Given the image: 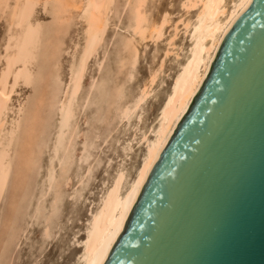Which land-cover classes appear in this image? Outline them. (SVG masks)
<instances>
[{
	"label": "bare ground",
	"instance_id": "obj_1",
	"mask_svg": "<svg viewBox=\"0 0 264 264\" xmlns=\"http://www.w3.org/2000/svg\"><path fill=\"white\" fill-rule=\"evenodd\" d=\"M151 1L125 0V5L123 6H125V9H130V11L128 10V13L131 12V15H128V20H130L129 28L128 30L125 29L128 31L127 33H130V37L123 39L124 41L122 40L123 44L121 43V48L123 50H121L124 53H122V58L119 60V68H116L119 69V72H121V74L125 72L126 81L131 83V81L134 79L135 70L139 62V45L146 41L158 44V42L164 39L165 31L169 28L170 31H168L169 36L166 40V49L164 50L163 56L156 65V67L150 68L147 79L140 86L138 91L130 97V99L126 100L125 97L127 96H125V94L128 93V89L126 90V86H124V84L122 85L120 82L122 79H124L122 78L125 76L124 73L122 77H120L122 78L121 80L118 76L119 85L117 87L116 85L118 83L116 82V80H114L115 82L113 81V83H115L113 84V86L115 85L113 87V89L115 88L114 91H110V93L108 92L110 95H112L111 97L107 96L108 98L106 97V100L108 99L107 101H110V98L111 105L114 108L112 110L110 109V115H108V118H106V120L112 119L113 121H117L118 125L124 123V133L131 132V135H128V139H125L124 143L122 142L123 145L122 149L120 150L121 155L119 156V161L116 167L114 168L112 175H110L107 181L104 182V192L99 197V199L96 200L98 201V203L96 204V208H94V210L91 212L89 220H87V222L85 223L83 238L76 242L78 243L81 249L79 255L75 259V264L105 263L114 245L121 236L125 224L128 218L130 217V214L148 180L149 175L151 174L156 163L158 162L164 148L170 141L177 127L179 126V124L187 114L190 106L194 102L197 93L199 92L202 84L204 83L209 73L214 57L225 35L227 34L231 26L235 23V21L247 9L252 0H183L180 4V9L183 13V16L177 22H174V20H172L169 11H166V13H164L160 18H153V11H150V13L148 10L149 7L152 6L151 5L148 7V3ZM115 2L116 0H0V24L2 23V21L6 20L8 25V27L6 26L7 33L3 42L4 47L2 46L3 52L1 51L2 53L0 54V61L2 62V68L0 69V199L1 196H3V190H5L4 187L6 186V181H9L7 180V178L10 175V170L13 161L15 157L19 155L20 150L17 151V137L19 136L18 133L22 126L23 116H25L24 111L26 110V101L22 99H16V101L18 100L17 104L12 106V97L14 96L17 87H19L20 85L27 86L34 81L33 68L35 67H33V65L37 60L39 54H41V47L43 46V43L45 41L44 39H46L45 31H50V39L48 40L47 44L49 47L48 53L55 59L56 56L59 57L57 55L59 53V50L62 51V49H60V37L66 33V31L68 30L67 28L73 21L79 20L83 24V44L80 50H78L79 44L75 45L76 54L71 64L70 75L68 78L67 85L65 86V89L62 86L64 90L62 88V90L59 88L60 90L57 91V93H59L58 97H55L56 101H54V99V103H52V107H54V109H58L60 113V119H58L60 121L56 131L55 140L53 142V152L55 154V157H58V155L60 154L63 155V157L61 156L62 158H59L61 165L60 169L64 172L65 175L69 173V168L73 160L70 153L74 145H77L74 144V142H76L74 140L77 136H75L74 130L76 126L73 127L75 123L71 124L76 111L75 101L82 89L86 68L90 59L99 50L103 38L104 40H106L104 36L106 33H108V28L111 27L110 23L112 19L111 17H113L112 15L114 14L113 10ZM118 6L120 7V5ZM169 6H173V4L170 3ZM38 8H41L43 10L42 12H45V14L48 11L51 13L53 20L51 29L47 30L44 27L43 22H41V19H39L40 15L38 17ZM150 10L152 9L150 8ZM173 10L174 9H172V11ZM115 12H117V7ZM113 20L116 19H114L113 17ZM128 20L127 23H129ZM172 22H174V24H172ZM117 29H119V27H117ZM182 33L184 38L180 44H177V40L178 38H180V35ZM125 37H127V35ZM65 40H63L62 44ZM106 43L104 41L103 44ZM64 45L65 44H63V46ZM146 46L144 47L147 48ZM65 47L66 46H64L63 48ZM103 48L105 49V47ZM157 54L158 51L156 50L154 53V60L157 58ZM171 57L177 63V70L175 74L172 72L174 74V77L170 89L165 97V100L163 101V104L161 105L158 111V115L155 118V121L153 120V123L148 128H143L142 122L147 112L146 106L148 104V101L153 96H155L158 90L160 89L163 83L161 82L162 76L165 75L166 72H169L168 69V71H166V62ZM59 59L57 61H59ZM57 61L55 60V62ZM58 63L59 62L54 64V66L59 65ZM103 69H101V71ZM117 69L115 72H118ZM52 70L50 72V77L54 79L56 75L52 74L54 75V77L51 76V73H53ZM54 73H56L55 70ZM111 79L112 78H110V80ZM54 82L56 84V81ZM99 82L101 81L99 80ZM122 82L125 81L122 80ZM127 82L125 84H128ZM164 86L166 85L164 84ZM103 93L104 92H101L102 95ZM17 97H19L18 94ZM44 101L45 95L43 96L40 94L35 104V110L33 111L31 118L28 119V123L24 131L25 144H23L25 146L23 145L24 152L23 150H21L23 154L21 155V159L19 161L21 162L20 164L22 166V169H26L27 167L29 168L31 161L33 160L31 158V155L33 152V147L35 146V144L37 145L36 141L38 140V138H36L37 136L35 137V135L37 134L36 130L39 129L37 128V126L39 123L41 110H43L42 106ZM108 103L109 102H107V104ZM82 104L83 103H81L80 105ZM103 104L106 105L105 102ZM107 109L105 111H107ZM106 120L105 122H107ZM112 120L109 121L110 124ZM133 120L135 121L132 122ZM100 124L102 125L101 121ZM105 126L103 127L105 128ZM54 128H56V126ZM118 129L120 130V128H117V134H119ZM101 133L103 132L101 131ZM112 133L113 130L111 131V133L107 134L105 140H103L104 138L101 136L103 138L102 141H104V143H107V140ZM87 135L89 134L87 133ZM80 141L82 140L80 139ZM99 141L101 142V139H99ZM91 142L93 143V140ZM111 142L113 141L111 140ZM96 143L97 141L95 142V144ZM106 145L103 147H106ZM87 146H84V149L81 153V158L78 159L81 160V162L83 163H90L89 161L93 155L90 154L89 150L87 151ZM54 158L52 159V161L54 160ZM94 164L95 163L89 164L86 170L84 169V173H81L78 176L77 186H82L85 188L86 183L94 173L95 167H97V165ZM111 164L112 159H109L107 161L106 166H110ZM50 165L51 167L49 169L47 177V182L49 185H51L52 182L55 180L56 174L54 163ZM25 169L23 170L26 171ZM80 169L82 170L83 167H81ZM101 170L103 172V169ZM45 184L46 183L44 182V185ZM45 220L47 221L48 219L46 218ZM48 233L49 232L46 229V234L48 235ZM76 238L77 237H75L74 239L76 240Z\"/></svg>",
	"mask_w": 264,
	"mask_h": 264
},
{
	"label": "water",
	"instance_id": "obj_2",
	"mask_svg": "<svg viewBox=\"0 0 264 264\" xmlns=\"http://www.w3.org/2000/svg\"><path fill=\"white\" fill-rule=\"evenodd\" d=\"M104 264H264V0L225 35Z\"/></svg>",
	"mask_w": 264,
	"mask_h": 264
},
{
	"label": "rangeland",
	"instance_id": "obj_3",
	"mask_svg": "<svg viewBox=\"0 0 264 264\" xmlns=\"http://www.w3.org/2000/svg\"><path fill=\"white\" fill-rule=\"evenodd\" d=\"M118 1L116 0V2H115V6H114V10H113L114 14L112 15L114 17V19H116V20H113V17H111L112 18L111 23H110L111 27L108 28L109 31H107L108 33H106L104 36L106 40H104V38H103L99 50L90 59L88 65H87V68H86L82 89L80 91L81 94L79 93V95L75 101V103H76L75 104V106H76L75 110L76 111H75L74 118L72 119L73 123L71 122V124L75 123V125L74 126L72 125V126L73 127L76 126V128H77V129L74 128L75 136L77 135L75 140H74V141H76V142H74V144H77V145H74V147L75 146L76 147L75 148L73 147V149L70 153L73 160L71 162L72 167L70 166L69 173L67 175H65L64 172L60 169L61 165H60V159L59 158H62L63 155L60 154V155H58V157L57 156L55 157V154L53 152V145H54L53 142L55 140L56 131H57L58 124L60 121V120H58V119H60L59 118L60 113H59L58 109H54V107H52V103H54V101H56L55 97H58L59 93H57V91L60 90L62 88V86L65 89V86L67 85L68 78L70 75L71 64H72L73 58L76 54L75 53V45L79 44L78 50H80L82 47V44H83V36H82L83 24L79 20L73 21L70 24V26L67 28L68 30L66 31V33L60 37V44H61L60 49H62V51L59 50V53L57 55L61 59V65H60L59 57L56 56L54 59L48 53L49 47L47 44H48V40L50 39V33H49L50 31H48V32L45 31V33H46L45 38L46 39H44L45 41L43 43V46L41 47V54H39L37 60L35 61L34 65H33V67H35V68H33V71L35 72V73L33 72L34 81L27 86L26 85H20L19 87H17L16 92L14 93V96L12 97V103H11L12 106L16 105L19 99H22V100L26 101V110L24 111L25 116H23L22 126H21L19 133H18L19 136L17 137V140H18L17 141V145H18L17 151L20 150L19 155H18L19 157L16 156L14 161H13V164H12L11 170H10V175L8 176L9 179L7 178V180H9V181H6V186L4 187L5 190H3V196H1V199H0V264H75V259L80 253L81 248L79 247L78 243H76V242L83 238L85 223L87 222V220H89V216L91 215V212L94 210V208H96V204L98 203V201H96V200H98L99 197L104 192V189H105L104 182L107 181V179L110 177V175H112L113 170L119 161V156L121 155L120 150L122 149V145H123L125 139H128L127 138L128 135L129 136L131 135V132L124 133V126H125L124 123H123L124 125L123 124L118 125L117 121H113L112 119L109 118L110 120H112L111 124H110V122H109L110 120H106V118H108V115H110V111L114 108L111 105V102H110L111 99L109 98L110 101H107L108 99L106 100V97L107 96L111 97L112 94L110 95L109 93H110V91L113 92L115 89V88L113 89V87L115 86V85L113 86V84H115V83H113V81L116 80V82L118 83L116 85V87H117L119 85V82H118L119 78L122 77L123 73L125 75V72H123L121 74V72H119V69H117V68H119L118 65H119V60L122 58V55H123L122 53H124L122 51L123 49L121 48V45L123 44V41H124L123 39L130 37V33H127L128 32L127 30L129 28V24H130V20H128L129 19L128 15L130 16L131 12L128 13V10L130 11V9H128V8L125 9V6H123V5H125V0H118ZM149 1H151V0H149ZM182 1L183 0H163V2H162V0H159V1L155 0V2H154V0H153V1L148 3V7L152 5L151 7H149L148 10H149V12L153 11L152 17L155 19L160 18L164 13H166V11H169L171 14L172 20H174V22H177L183 16V13L181 12V9H180V4ZM152 2L154 5L152 4ZM116 3H117V6H116ZM170 3H172L173 6H169ZM118 5H120V7ZM116 7H117V12H115ZM122 8H124L126 12ZM150 8L152 10H150ZM171 8L174 10L172 11ZM42 11L43 10L41 8L37 9V12L40 13V14L38 13V17L40 15L39 19H41V22H43V25L47 30L51 29V26L53 24L51 13L48 11L49 13L46 12V14H45V12H42ZM193 15H194V13H193ZM130 19H131V17H130ZM127 20L129 23H127ZM174 22H172V24H174ZM118 24H119V26H118ZM6 26L8 27L7 21L6 20L2 21V23L0 24V41H1L0 42L1 43L0 44L1 45L0 46V54L3 52L2 46L4 47L3 42L5 40L6 33H7V30H6L7 27ZM117 27H119V29H117ZM70 28H72L73 31ZM125 29H127V30H125ZM168 31H170L169 28L166 29V31H165L164 39L162 41L158 42V44L150 42V41H146V42H143L141 45H139L140 46V48H139L140 57H139V62L137 64V67L135 70L134 79L132 80L133 82L131 81L132 84L130 82L126 81V78H125L126 75L124 77H122L124 79L120 78V80L122 79L125 81V82H122V80H121L120 81L121 84L122 85L124 84V86H126V88H125L126 90L128 89L127 90L128 93H126V91H125V93H126L125 96H127V97H125L126 100L130 99V97L132 95H134L135 92L138 91L140 86L147 79L150 68L151 67L155 68L156 65L158 64V62L161 60V58L163 56V52L166 49V40L169 36ZM66 35L68 36V38ZM126 35H127V37H125ZM63 37L64 38L66 37L65 38L66 40ZM183 38L184 37H183V33H182L180 35V38H178V40H177V44H180L182 42ZM63 40H65L63 44H65L64 46H66L65 47L66 49L63 48L64 47L62 44ZM69 40H70V42H69ZM104 41H105V43L106 42L107 43L103 44ZM185 44H186V41H185ZM144 46H146L147 48H145ZM103 47H105V49ZM156 50L158 51V54H157V58L154 60V53ZM60 52H62V53H60ZM47 53H48V56H47ZM67 54H69V55H67ZM48 58L49 59L51 58V59L49 60ZM58 59H59V61H57ZM55 60L57 62H59L58 64L60 66L59 65L54 66V64L57 63V62H55ZM99 62H101V63H99ZM168 62H169V64H168ZM173 62H174V64H173ZM167 67H169V68H167ZM176 67H177V63L174 61V59L172 57L169 58L166 62V71L169 70V72H166L165 75L162 76L161 82H163V83H162L160 89L158 90L156 95L153 96L148 101V104L146 106L147 112H146L144 119H143V122H142L143 128H148L153 123V120L155 121V118L158 115V111H159L161 105L163 104V101L165 100V97H166V95L170 89L174 74L176 73V70H177ZM1 68H2V62L0 61V69ZM58 68H59L60 73L58 72ZM101 69H103V70L101 71ZM116 69L118 72H115ZM51 70L53 72V73H51V76L54 77V75H56V77H54L55 80L50 77ZM54 70L56 73H54ZM52 74H54V75H52ZM114 74L115 75L117 74V75L115 76ZM166 74H168V75H166ZM59 75H60V77H59ZM113 76L116 78H114ZM118 76H119V78H118ZM110 78H112V79L110 80ZM59 80L63 83H61ZM99 80L101 82H99ZM54 81H56V84ZM111 81H112V83H111ZM126 82L128 84H125ZM111 84H112V86H111ZM164 84L166 86H164ZM23 86H25V87H23ZM102 86H104V87H102ZM96 89H99V90H96ZM111 89H113V90H111ZM100 90H101V92H104L103 93L104 96L101 94ZM98 92H99V95H98ZM17 94L19 95V97H17ZM40 94L43 96L45 95V101H44L43 106H42L43 110H41L40 119H39V123L37 126V128H39V129L36 130L37 134L35 133L36 134L35 137L37 136L36 138H38V140L36 141L37 145L35 144V146L33 147V152L31 155V158L33 160L31 161L29 168L27 167L28 169L23 168L26 170V171H24L22 169L21 164H20L21 162H19L21 159L20 157L23 154L21 150H23V152H24V146H25L24 145L25 144L24 131H25L26 125L28 123V119L31 118V115H32L33 111L35 110V104H36V101H37ZM55 95H57V96H55ZM52 97H53V99H52ZM16 99H18V100L16 101ZM105 100L109 103L107 104V102ZM126 100H123V101H126ZM14 101H15V103H14ZM104 102L106 103L107 106L110 104L108 106V109H107V106L105 104H103ZM81 103H83V104L80 105ZM91 103H93V104H91ZM96 108H97V110H96ZM106 109H107V111H105ZM96 111H98V112H96ZM98 116H100V117H98ZM102 117H104V118H102ZM98 118H100V119H98ZM105 120L107 122H105ZM100 121H101L102 125L100 124ZM134 121L135 120H133L132 122H134ZM103 122H105V123H103ZM105 124H106V126H105ZM77 125H78V127H77ZM107 125H108V127H107ZM55 126H56V128H54ZM103 126H105V128ZM109 126H110V128H109ZM73 127H72V129H73ZM111 127L114 129H112ZM117 128H120V130L118 129L119 134H117ZM104 130H106V131H104ZM112 130H113V133L111 134V136L107 140L109 143L108 142L104 143V141H102V139L104 138L103 140H105V138L107 137V134L111 133ZM101 131L104 134L101 133ZM87 133L89 135H87ZM116 135H118V136H116ZM80 139L82 141H80ZM89 139H91V140H89ZM99 139H101V142L99 141ZM92 140H93V143L91 142ZM95 140L97 141L98 144L97 143L95 144V142H96ZM111 140L113 142H111ZM50 142H51V144H50ZM115 143H117V144H115ZM80 145H81V147H80ZM87 145H89V146H87ZM105 145H106V147H103ZM84 146L88 147L87 151L89 150L91 155L93 154L92 158L89 161L90 163H83V162H81V160H78L81 158V153H82V150L84 149ZM80 149H81V151H80ZM100 151H102V152H100ZM115 154L117 157L115 156ZM76 155L78 156V158ZM44 158H45V160H44ZM53 158H54V160L52 161ZM56 158H57V160H56ZM92 159L94 161L97 160L96 161L97 163L94 162ZM107 159L108 160L112 159V164L110 166H108V165L106 166L107 161H108ZM52 163H54L56 174H55V180L52 182L53 185L51 184L52 185V190H51V185L48 184L47 177H48L49 169L51 167L50 164H52ZM93 163H95L94 165H97V167H95L94 173L92 174L91 178L86 183L85 188L82 186H80V187L77 186L78 176L81 173H84L83 172L84 169L86 170V168L89 164H93ZM102 163H104V164H102ZM19 166H21V167H19ZM81 167H83L82 170L80 169ZM103 167H105V168H103ZM101 169H103V172ZM21 170H23V171H21ZM22 173H23V175H22ZM57 179H59V180H57ZM101 181H102V183H101ZM44 182L46 183L45 185H44ZM53 190H55V191H53ZM99 191H101V192H99ZM48 195H49V197H48ZM86 201H88V202H86ZM81 205H83V206H81ZM38 213H39V215H38ZM49 216H50V218H49ZM46 218L48 219L47 221L45 220ZM46 229L49 232L48 235L46 234ZM60 233H61V235H60ZM75 237H77L76 240L74 239ZM34 245H35V247H34ZM23 251H24V253H23ZM36 252H37V254H36ZM61 254H63V255H61ZM1 255H2V257H1ZM34 258H36V259H34Z\"/></svg>",
	"mask_w": 264,
	"mask_h": 264
}]
</instances>
